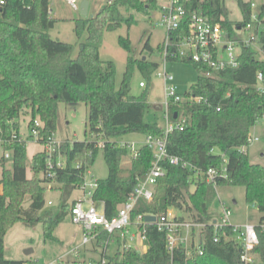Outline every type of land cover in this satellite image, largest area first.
Listing matches in <instances>:
<instances>
[{"label":"trees","instance_id":"trees-1","mask_svg":"<svg viewBox=\"0 0 264 264\" xmlns=\"http://www.w3.org/2000/svg\"><path fill=\"white\" fill-rule=\"evenodd\" d=\"M201 3L214 21H222L231 37H236L235 25L243 27L251 19V2L239 1L245 19L238 23L229 19L225 0H204ZM157 7L158 0H113L95 15L75 18L77 36L82 38L87 34L79 42L75 57L76 44L54 38L49 33L59 20L50 13V0H4L0 3V140L13 152V168H4L0 178L3 187L0 190V264H29L26 259H7L5 256V236L17 222L29 227L43 223L45 238L57 240L54 230L70 211L69 199L84 182L101 144L109 175L98 179L94 197L102 203L107 217L117 215L120 206L135 189L136 176L144 175L150 169L154 152L143 144L131 157L130 172L123 174L121 160L129 147L120 144L118 138L134 132L162 134L161 126L144 119L148 92L137 97L131 94L130 85L136 67L150 77L159 63L134 57L130 39L121 36L120 43L129 56L121 85L116 88V64L100 58V47L106 29L115 30L123 24L130 27L136 22L134 16H126L122 8L149 14ZM260 18L263 23L260 46L264 51V6ZM185 34L183 28L172 35V50ZM145 46L153 49L149 41ZM162 50L163 46L160 47ZM167 60L193 62L171 55ZM193 63L199 72L198 80L182 95L187 99L190 95H201L209 103L185 102L189 122L183 130L169 134L168 152L203 170L221 168L224 155L227 177L218 178L217 184L243 186L246 201L256 206L261 214V223L264 221V166L250 161L242 147L248 144L251 129L257 121L264 118V92L257 90V73L264 70V59L258 58L252 47L243 46L236 68L214 70L206 64ZM207 71H213L214 76H205L203 73ZM60 102H84L88 106L87 124L95 138L65 144V166L58 168L54 177L47 176L45 154L39 151L32 162L39 176L29 177L27 142L20 139L16 119L25 108H31L29 126L37 116L41 119L44 126L38 142L43 144L51 131H56ZM0 162V166L4 164L3 158ZM163 165L166 173L158 179L154 199L151 202L142 199L132 213L133 218L140 213L160 215L176 208L183 212L182 219L209 221L210 208L217 198L214 185L196 177L193 167L172 165L168 159ZM53 182L59 184L62 192L61 205L57 212L46 210L43 213L47 206L45 192ZM192 186H195L194 190ZM215 233L214 226L208 225L204 254L187 259L182 248L170 254L166 249L165 232L156 224H148L146 251L135 248L118 250L109 257L108 263L244 264L242 247L232 238V228L221 230L217 242ZM258 234L260 242L255 252L264 264V229L260 226ZM109 237L103 232L100 239Z\"/></svg>","mask_w":264,"mask_h":264},{"label":"rangeland","instance_id":"rangeland-1","mask_svg":"<svg viewBox=\"0 0 264 264\" xmlns=\"http://www.w3.org/2000/svg\"><path fill=\"white\" fill-rule=\"evenodd\" d=\"M90 9L87 16L95 15L101 7H103L107 0H89ZM240 0H225V4L229 11V19L235 23L242 22L245 19V14L239 3ZM245 2H254L256 7L252 8L251 17L253 14H258L262 11L264 0H244ZM164 3V0H158V4ZM51 15L59 20L55 26L50 29L49 33L52 37L60 39L65 42L76 44L74 56L78 53L79 42L86 38V33L82 38H79L74 30L75 18L83 17L79 10H76L73 5H70L66 0H50ZM122 12L128 16L132 14L136 22L132 26L123 24L115 30H105L103 33V42L100 47V58L102 60H111L116 64L115 85L119 88L124 77L127 67L129 52L120 43V37L129 38L133 55L136 58L143 59L144 57L149 62L159 63V67L152 72L150 77L145 76L138 67L135 68L131 77V94L139 97L145 91L147 94L148 108L145 112L144 119L148 123H157L162 128H166L167 121L164 117L166 111V81L163 77L158 76V72L166 70L173 76V80L168 84L176 87L180 94L190 91L192 85L198 80L199 72L193 62L185 61H168L166 60L160 47L162 48L164 39L167 35L166 28L159 24L161 20V11L157 7L150 10L149 14L140 12L136 9L122 8ZM86 16V17H87ZM85 17V16H84ZM254 30L238 29L235 25L234 35L240 39L248 40L251 35H254ZM259 36V35H258ZM149 41L152 50L146 48L145 44ZM256 52V56L264 59V52L260 49V44L254 42L251 45ZM239 50L236 49L235 52ZM222 58L228 57L227 52L220 51ZM145 82L146 87L140 86V82ZM31 109V108H30ZM29 108H25L16 119L19 125L20 136L27 142V156H28V171L29 177H37L39 174L35 173L32 162L33 156L42 151L44 145L36 141L32 136L29 122L32 118V113ZM180 114H185V109L182 104L177 106ZM88 106L84 102L79 103H65L60 102L58 105V120L56 125L55 137L64 145L69 142L72 145L77 140H92L95 137L90 132L88 120ZM36 118H39L38 116ZM189 121V117H187ZM250 135L258 137L257 141L249 143L245 150L248 153L250 161L260 163L264 166V118H260L256 125L251 129ZM147 134L134 132L127 133L118 138L120 144L133 143L132 148H128V153L122 157L121 167L122 173L128 174L131 168V157L135 150L146 143ZM218 153L219 150L216 149ZM6 153L10 157H5ZM12 150L5 148L4 143L0 140V159L3 158V165L0 166V178H2L4 168H13ZM109 175V167L105 159V152L102 144L100 145L98 155L90 173L86 174V180L105 179ZM59 184L51 183L45 192L48 209L57 212L61 205V190L58 188ZM0 185V190H2ZM192 190L195 186H192ZM81 196V197H80ZM83 197V192L80 189L74 190L69 199L70 208L72 204ZM222 202L231 208L232 215L230 220L234 222H243L250 217L257 218L259 210L254 209V205L246 201V190L243 186H229L221 185L217 188V198L210 208L209 218L215 217L221 220L223 216ZM237 201V203L234 202ZM51 202V205L48 203ZM28 203H25L27 206ZM89 207L88 203L84 204ZM98 209H102V203L97 202ZM175 214L182 215L183 212L179 209L172 208ZM70 210V209H69ZM135 230V229H133ZM84 228L73 222L71 211H69L63 221L55 228L54 236L57 240L46 239L44 236V225L38 223L35 226L29 227L23 222H17L6 234L4 240V252L7 259H25L29 258V263L48 264L56 260H60V264H101L104 246H97L94 242L83 244ZM102 234V233H101ZM100 234V236H101ZM136 245L140 252L147 249L146 243H131ZM79 247V253L74 251ZM32 248L33 253L27 255L26 250ZM118 250L123 251L122 245L118 239L113 238L110 245L106 249L107 264L109 257L113 256ZM254 263L261 264V257L254 252Z\"/></svg>","mask_w":264,"mask_h":264},{"label":"built area","instance_id":"built-area-1","mask_svg":"<svg viewBox=\"0 0 264 264\" xmlns=\"http://www.w3.org/2000/svg\"><path fill=\"white\" fill-rule=\"evenodd\" d=\"M81 1L66 0L67 3L73 5L79 11ZM107 1L112 2L113 0ZM202 1L204 0H164V3L158 4V8L161 11L159 24L166 28L167 31L162 53L166 60L167 56L171 55L206 64L214 70L238 67L242 47H251L254 42L260 44V31L263 27L260 12L253 14L250 21L243 27L238 26V29L244 28L245 30H254L255 32L254 35H251L250 39L243 40L238 37H231L230 33L223 26L222 21H214L210 14L205 12L204 6L201 3ZM0 3H4V0H0ZM195 3H198V6ZM251 6L252 8L256 7V4L251 2ZM51 11L50 9V13ZM183 28L186 29V34L177 42L176 49L172 50V35ZM236 49L239 51L235 52ZM220 51L227 52V59L220 56ZM261 51L263 50L261 49ZM203 74L207 77L214 76L213 71H207ZM158 76L163 77L166 81V111L164 117L167 125L166 128H162L161 135L147 134L145 145L154 152L152 165L146 174L136 176L137 183L133 193L120 206L117 215L112 218L107 217L103 207L102 209H98L96 206L99 201L95 199L94 193L99 184L98 179H93L92 177L90 181H87L85 177L84 182L79 188L83 192V197L76 200L70 208L73 222L84 228L82 243L87 244L92 241L97 246H104V256L102 257L101 264H107L106 249L113 238L118 239L123 250L135 248L139 251L138 247L131 243H146L147 225L156 224L158 229L166 234V249L170 254H173L177 248H182L187 259H192L197 255L204 254L208 225H213L216 230L214 237L216 242L220 239L218 233L225 227H231L232 238L242 247V261L244 264H253L254 252L260 242L258 226L264 229V221L257 224L252 222L233 223L230 220L232 215L231 208L224 201L222 202L220 197L223 210L221 220L213 218L209 221H198L191 218L182 219L181 215L175 214L172 208L160 215L140 213L133 218L132 213L142 199L149 202L154 199L158 179L166 173L163 165L165 160L168 159L172 165L182 164L183 167H193L190 163L182 162L178 156L170 155L168 152L169 134L178 129L183 130L189 122L187 113L181 115L177 106L182 104L185 109L184 105L187 100L195 104L209 103V100L201 95H190L187 99L178 93L175 86L168 84L173 80V76L166 70V67L164 71L158 72ZM257 79V90L264 92V70L257 73ZM140 86H146L145 82H140ZM175 112L178 113L176 118L174 117ZM43 126L44 123L40 118H35L30 126L32 136L36 138V141H39ZM55 132V130H52L50 136L43 143L44 148L42 151L45 154L46 174L48 177H54L57 169L65 166L62 143L56 139ZM20 139L23 138L21 137ZM258 139V137L250 135L248 144ZM122 145L132 148L133 143ZM247 145L242 147L243 152H246L245 147ZM5 157L8 158L10 155L6 153ZM226 161L227 158L223 155L221 168L209 167L207 170H203L193 167L195 169V176L212 183L217 190L219 186L217 184L218 178L227 177ZM87 173H90V169H88ZM85 203H88L89 207H85ZM48 204L51 205V202ZM147 214L155 215L156 221H146L145 216ZM103 232L109 234L110 237L107 240L100 239V234ZM74 251L79 253V247ZM48 264H60V260Z\"/></svg>","mask_w":264,"mask_h":264},{"label":"water","instance_id":"water-1","mask_svg":"<svg viewBox=\"0 0 264 264\" xmlns=\"http://www.w3.org/2000/svg\"><path fill=\"white\" fill-rule=\"evenodd\" d=\"M89 3H90L89 0H82L81 1V4H80V13L82 14V16H85L86 17L88 15V13H89ZM143 59L145 60L146 58L144 57ZM177 115H178V113L175 112L174 117L176 118ZM0 164H1V162H0ZM156 219L157 218H156L155 215L147 214L145 216V220L148 221V222H154V221H156ZM31 253H33V249L32 248L26 250V254L27 255H29Z\"/></svg>","mask_w":264,"mask_h":264},{"label":"crops","instance_id":"crops-1","mask_svg":"<svg viewBox=\"0 0 264 264\" xmlns=\"http://www.w3.org/2000/svg\"><path fill=\"white\" fill-rule=\"evenodd\" d=\"M89 9H90V3H89ZM52 11H53V9H52ZM81 197V196H80ZM234 202L235 203H237V201L236 200H234ZM255 208L254 209H256L257 210V207L256 206H254ZM49 207L47 206V208L46 209H48ZM260 213H259V216L257 217V218H254V217H250L248 220H246V221H243V222H234V223H238V224H242V223H246V222H252V223H255V224H257V223H259V219H260ZM213 219H216L215 217H213ZM26 260H30L29 258H25Z\"/></svg>","mask_w":264,"mask_h":264}]
</instances>
